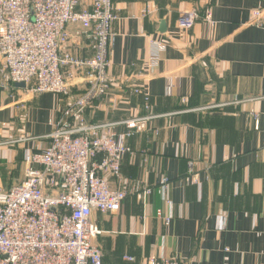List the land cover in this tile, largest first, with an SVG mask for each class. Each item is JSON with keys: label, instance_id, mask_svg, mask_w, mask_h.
<instances>
[{"label": "crops", "instance_id": "crops-1", "mask_svg": "<svg viewBox=\"0 0 264 264\" xmlns=\"http://www.w3.org/2000/svg\"><path fill=\"white\" fill-rule=\"evenodd\" d=\"M113 7L111 87L85 120L152 116L127 142L132 154L122 162L121 182L109 179L113 188L152 192L145 206L131 194L115 213L94 215L103 264H141L149 257L264 264V30L251 24L264 0H113ZM191 10L202 17L184 28L180 17ZM69 33L67 50L90 58L80 27ZM151 40L164 42L166 50L147 75ZM69 83L74 93L85 86L73 72ZM133 84L143 93H134ZM59 109L57 96L8 87L0 73V160L17 168L5 172V180L0 175V184L22 181L24 156L49 145ZM163 178L170 183L165 194ZM157 210L171 215L168 225Z\"/></svg>", "mask_w": 264, "mask_h": 264}, {"label": "built area", "instance_id": "built-area-1", "mask_svg": "<svg viewBox=\"0 0 264 264\" xmlns=\"http://www.w3.org/2000/svg\"><path fill=\"white\" fill-rule=\"evenodd\" d=\"M198 19V12L191 10L180 17V24L190 28ZM116 20L113 0H0L4 83L8 87L23 83L30 93L53 94L60 103L58 116L50 123L49 145L24 156L21 182L0 188V264H103L94 215L115 213L131 194L144 206L148 202L152 188L128 192L113 188L109 179L121 182L122 162L132 154L127 142L147 129L152 116L109 124L85 120L87 109L111 87L109 46ZM251 24L264 30L260 7L253 10ZM71 26L85 34L90 58H76L67 50ZM150 44L143 71L147 75L156 71L166 50L164 42ZM71 72L80 74L82 92L74 93ZM131 88L136 94L144 91L138 84ZM118 126L125 131H117ZM169 185L161 179V192L165 194ZM156 216L165 225L172 219L161 210ZM141 264L187 263L176 257H149Z\"/></svg>", "mask_w": 264, "mask_h": 264}, {"label": "rangeland", "instance_id": "rangeland-1", "mask_svg": "<svg viewBox=\"0 0 264 264\" xmlns=\"http://www.w3.org/2000/svg\"><path fill=\"white\" fill-rule=\"evenodd\" d=\"M15 166L16 165H14V164L13 165H6L2 160H0V175H3V176H1V178L2 179L4 178L5 172L12 171L10 174L15 173L17 171V168H15ZM7 167L9 168V170L7 169ZM4 180H5V178H4ZM15 182H17V181H15ZM15 182L14 181H10V182L6 181L5 183L0 184V188H8L10 185H13Z\"/></svg>", "mask_w": 264, "mask_h": 264}, {"label": "water", "instance_id": "water-1", "mask_svg": "<svg viewBox=\"0 0 264 264\" xmlns=\"http://www.w3.org/2000/svg\"><path fill=\"white\" fill-rule=\"evenodd\" d=\"M166 32V24L164 21H161L160 24H159V31L158 33L159 34H163ZM17 87L19 88H25V85L23 83H20V84H16Z\"/></svg>", "mask_w": 264, "mask_h": 264}, {"label": "trees", "instance_id": "trees-1", "mask_svg": "<svg viewBox=\"0 0 264 264\" xmlns=\"http://www.w3.org/2000/svg\"><path fill=\"white\" fill-rule=\"evenodd\" d=\"M198 15L200 16V17H202L199 13H198ZM200 17H199V19H200ZM204 17V16H203Z\"/></svg>", "mask_w": 264, "mask_h": 264}]
</instances>
